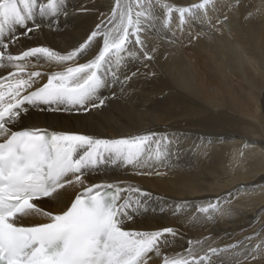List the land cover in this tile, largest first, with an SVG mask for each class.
<instances>
[{
	"label": "bare ground",
	"instance_id": "obj_1",
	"mask_svg": "<svg viewBox=\"0 0 264 264\" xmlns=\"http://www.w3.org/2000/svg\"><path fill=\"white\" fill-rule=\"evenodd\" d=\"M166 2L182 7L200 0ZM113 3L65 0L67 15H37L34 23L40 28L33 33L22 35L25 29L16 26L0 39L19 37L8 50L12 54L36 46L70 51ZM151 3L155 19L142 36L147 50L156 49L153 59L127 60L117 69L119 79L109 74L100 93L107 98L103 107L89 112L30 107L13 130L40 128L102 139L149 132L165 136L168 155L162 161L139 167L106 157L86 173V184H120L146 193L130 194L127 211L133 219L125 229L174 228L177 235L168 237L165 249L169 255L186 252L189 241L204 240L203 248H197L200 255L209 246L236 245L212 256V264H264V0H212L206 15L186 17L183 25L174 12L167 28L165 10L158 0ZM95 43L79 63L91 58ZM9 70L0 68V76ZM28 70L62 68L41 61ZM134 72L124 82V75ZM81 190L69 187L57 200L45 198L39 206L59 211ZM39 222L46 221L38 215L24 221ZM257 245L260 251H254ZM148 264L160 260L153 256Z\"/></svg>",
	"mask_w": 264,
	"mask_h": 264
},
{
	"label": "snow or ice",
	"instance_id": "obj_2",
	"mask_svg": "<svg viewBox=\"0 0 264 264\" xmlns=\"http://www.w3.org/2000/svg\"><path fill=\"white\" fill-rule=\"evenodd\" d=\"M158 2L165 10L163 26L167 28L174 12L183 25L186 17L206 15L212 0L182 7ZM64 4L65 0H0V38L16 26L25 29L22 35L33 33L40 28L34 23L37 15H67ZM152 7L151 0H114L110 13L70 51L36 46L12 54L8 50L19 37L0 39V68L11 69L0 76V264H148L153 256L160 264H212V256L236 247L209 246L200 255L197 248H203L204 240H197L189 241L186 252L169 255L165 249L168 237L177 235L174 228L125 229L126 221L133 219L127 211L130 194L146 193L120 184H86V173L106 157L139 167L162 161L168 155L165 136L149 132L102 139L40 128L13 130L30 107L84 112L103 107L107 98L100 93L109 83V74L119 79L117 69L127 60L153 59L156 49L147 50L142 36L155 19ZM94 42L91 58L79 63ZM31 59L36 65H31ZM41 61L62 70H28L39 67ZM136 74H125L124 82ZM77 185L82 190L59 211L39 206L45 198L57 200ZM34 215L46 222L26 225L25 219ZM260 250V245L254 249Z\"/></svg>",
	"mask_w": 264,
	"mask_h": 264
}]
</instances>
